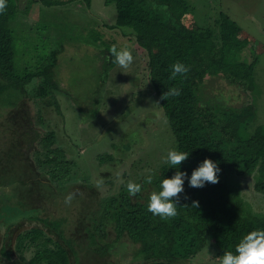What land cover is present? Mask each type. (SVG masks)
Listing matches in <instances>:
<instances>
[{
	"label": "trees",
	"instance_id": "trees-1",
	"mask_svg": "<svg viewBox=\"0 0 264 264\" xmlns=\"http://www.w3.org/2000/svg\"><path fill=\"white\" fill-rule=\"evenodd\" d=\"M40 1L46 7H53L68 3L90 6L92 0ZM104 3L114 5L116 9V19L110 28H126L129 33L123 35L145 53L150 87L170 125L175 142L173 149L188 152L189 155L176 167L164 162L153 175L152 183L146 186L150 190L145 189L147 192L144 190L146 193L143 196L140 193L130 196L121 189L117 195L101 200L98 218L91 216L92 210L85 213L78 207L73 219V234L78 239L88 236L91 241L88 248L104 255L109 252L110 243L98 246L97 237L105 238L102 231L105 223H108L116 241L127 239L139 246L136 264H184L182 261L197 255L208 243L216 245L217 258L225 251L235 252L236 245L244 235L252 230H264V212L250 211L238 190L240 182L243 189L248 187L264 195V128L252 127L254 104L247 99L255 88L257 56L253 50V39L223 12L218 14L213 24L200 26L186 0H104ZM20 4V0H7L6 11L0 14V97L9 92H24L28 90L26 86L35 80V96L51 98V104L60 115V108L52 98L54 91L58 90L52 80V72L62 49L51 51V61L45 70L22 77L17 74L11 22ZM25 7L23 12H26ZM247 51L252 54L249 61L244 57ZM107 54L109 57V52ZM106 60L107 65H103L107 69L116 65L112 59ZM177 61L189 66L190 71L186 77L177 76L170 80L171 66ZM208 77H221L228 85L241 89V95L245 96L244 103L239 106L202 105L198 92L201 93ZM171 87L178 88L180 96L161 99ZM19 105L17 108L7 106L12 109L8 113L12 131L9 135L10 149L7 147L6 152L27 161L29 149H33L35 140L40 139L41 150L34 148V156L36 154L38 157L39 167L48 166V184L45 186L51 188L53 182H67L74 172V161L67 159L64 150L55 146L53 131L40 137L30 129L25 100ZM29 130L33 133L30 144L22 139ZM16 132L18 135H15ZM105 158L113 161L108 154L99 156L101 160ZM205 158L215 162L220 169L217 173L218 183L206 182L202 188H193L185 179L177 215L173 218L161 219L147 210L149 196L153 191L160 190L162 179L171 178L176 171L186 172L190 177L193 169ZM3 173L0 174V179H4L1 185L9 176ZM253 177L255 182L252 181ZM32 182L33 186L43 183L41 179ZM20 187L26 185L21 184ZM78 188L85 191L88 197H98L91 186L78 185ZM193 201L198 202V207H193ZM76 203L79 204L78 201ZM20 213L12 211L9 220ZM31 218L35 223L32 228L17 236L18 248L23 246L25 240L31 243L32 256L28 264H75L73 239L67 237L63 228L65 219L48 220L35 215ZM9 227L10 224H7L6 229ZM1 252H6V248L3 247ZM21 259L25 261L24 257Z\"/></svg>",
	"mask_w": 264,
	"mask_h": 264
},
{
	"label": "rangeland",
	"instance_id": "rangeland-1",
	"mask_svg": "<svg viewBox=\"0 0 264 264\" xmlns=\"http://www.w3.org/2000/svg\"><path fill=\"white\" fill-rule=\"evenodd\" d=\"M186 1L200 26L213 24L218 14L223 12L253 39V50L257 56L255 88L247 99L254 104L255 120L252 127L264 128V0ZM20 3L16 17L11 22L17 74L22 77L37 70H45L51 61V51L62 49L52 72V80L58 86L52 98L60 108V115L51 104V98L35 96L33 89L36 85L24 92L2 95L0 160L12 155L6 152L12 131L8 113L13 107H20L19 104L25 100L30 129L40 137L53 131L55 146L64 150L67 159L74 161L75 167L67 182H53L51 188L45 186L48 184V166H38L34 148L41 147L40 139L35 140L27 160L32 165V180L42 179L43 183L33 186V182H25L26 175L23 174L27 170L26 162L14 160L12 168L17 175H9L0 190V218H5L10 211L8 208L12 206L5 202L7 198L10 201L16 199V207L24 200L26 206H20L24 212L48 220L65 219L63 228L67 237L73 239V263L80 264L81 260L82 264H136L139 246L127 239L116 241L110 224L105 223L103 227L105 238L97 237L98 246L110 243V250L104 255L89 249L91 241L88 236L78 239L73 234L72 226L78 207L85 213L92 210L91 216L98 218L100 201L117 195L121 189L127 191L126 184L129 181L141 184L140 194L143 196L148 190L146 186H149L146 177L149 174L153 177L165 162L167 151L175 146L170 125L150 87L146 55L123 35L128 32L126 28H110L116 19V9L114 5H105L104 0H92L90 6L68 3L46 7L40 0H20ZM24 7L26 12L22 11ZM113 44L118 48L128 46L131 49L134 61L129 68L118 65L109 69L105 67L108 49ZM244 57L251 60V52L247 51ZM240 91L219 77L209 79L198 96L201 97L202 105L239 106L244 103L245 97ZM48 96L51 97V94ZM9 105L11 108L7 107ZM32 130L22 138L28 144L33 140ZM102 154H108L113 161L99 159ZM252 181L255 182V177ZM21 184L26 185L30 192H23L19 196L15 188ZM85 184L94 188L98 197H88L85 191L78 188V185ZM238 185L240 196L250 211L263 213L264 195L248 187L243 189L240 182ZM68 193L78 194L70 204H65ZM216 250L215 244L208 243L201 252L182 263L219 264ZM31 256L28 255L26 260Z\"/></svg>",
	"mask_w": 264,
	"mask_h": 264
},
{
	"label": "clouds",
	"instance_id": "clouds-1",
	"mask_svg": "<svg viewBox=\"0 0 264 264\" xmlns=\"http://www.w3.org/2000/svg\"><path fill=\"white\" fill-rule=\"evenodd\" d=\"M7 8V0H0V14H3ZM109 57L112 62L121 68L127 69L134 61L132 51L128 46L118 48L113 44L108 49ZM190 71V67L175 62L171 66L169 79H175L177 76H185ZM36 81L33 80L34 86ZM26 86V87H30ZM181 92L178 88L171 87L163 93L161 99L167 97H178ZM188 152H182L175 149L167 151L164 160L167 164L176 167L188 159ZM220 171L217 164L210 159L205 158L198 167L193 169L191 176L186 172L176 171L171 178H164L160 181V190L153 191L149 196L147 210L153 215L160 216L161 219L173 218L177 215V206L179 204L180 194L184 192L185 179L188 185L193 188H202L205 183H218L217 173ZM148 184L152 183V175L146 177ZM126 188L130 196H135L141 192V184L132 181L127 182ZM78 193H68L65 196V204H70ZM193 207H198V202H192ZM219 264H264V230L256 229L248 232L235 247V252L225 251L218 258Z\"/></svg>",
	"mask_w": 264,
	"mask_h": 264
},
{
	"label": "flooded vegetation",
	"instance_id": "flooded-vegetation-1",
	"mask_svg": "<svg viewBox=\"0 0 264 264\" xmlns=\"http://www.w3.org/2000/svg\"><path fill=\"white\" fill-rule=\"evenodd\" d=\"M8 149H10V145H8ZM7 149V150H8ZM25 161L23 158H16L15 155L8 158V161L6 160H0V174L4 171L3 174H15V170L12 168V162L13 161ZM26 162V172L23 174L26 175L25 182H32V165L27 160ZM3 170V171H1ZM30 171V172H29ZM8 177V176H7ZM4 179H0V190L2 189L1 182H3ZM42 181V179H41ZM24 189V191H23ZM15 190L18 191V195L22 196L26 192H30L27 187H16ZM7 204H11L12 206L8 209L10 210L8 215L4 218L2 217L0 219V264H28V260H26L27 256L32 253V247L29 240H25L23 246L17 247V236L21 234L24 231H27L32 228V215L31 213L24 212L20 206L22 204L26 206V202L24 200L20 202L17 207L16 199H12L10 201L9 198L5 200ZM0 204H2V201L0 200ZM12 211L14 213L21 212L17 217H12L9 220V216L12 214ZM13 215V214H12ZM28 217L30 219H28ZM4 224V225H3ZM7 224H10V227L7 228ZM3 225V226H2ZM3 247L6 248V252H1ZM22 257H24L25 261H22Z\"/></svg>",
	"mask_w": 264,
	"mask_h": 264
},
{
	"label": "crops",
	"instance_id": "crops-1",
	"mask_svg": "<svg viewBox=\"0 0 264 264\" xmlns=\"http://www.w3.org/2000/svg\"><path fill=\"white\" fill-rule=\"evenodd\" d=\"M211 79V77H208L207 80Z\"/></svg>",
	"mask_w": 264,
	"mask_h": 264
}]
</instances>
